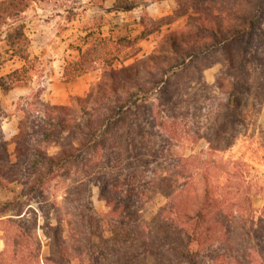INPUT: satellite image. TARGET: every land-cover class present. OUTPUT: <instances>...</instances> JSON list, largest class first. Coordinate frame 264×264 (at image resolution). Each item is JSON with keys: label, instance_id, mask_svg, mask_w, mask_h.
<instances>
[{"label": "trees", "instance_id": "1", "mask_svg": "<svg viewBox=\"0 0 264 264\" xmlns=\"http://www.w3.org/2000/svg\"><path fill=\"white\" fill-rule=\"evenodd\" d=\"M106 1L117 12L152 0L90 4L100 10ZM34 2L0 0V69L11 61L22 63L0 76L3 94L27 86L32 78L38 58L30 54L24 13ZM227 4L190 6L192 13L182 28L165 34L152 53L127 65L114 62L122 53L135 56L133 46L153 27L143 25L131 36L130 30L120 32L117 22L105 34L108 21L98 14L79 29L64 58L62 79L68 82L99 68L100 76L87 93L71 96L68 105L44 102L42 89L21 98L12 152L0 120V190L11 194L0 201L5 244L0 264H101L93 239L105 229L113 236L107 240L126 233L132 241L106 246L117 251L109 264H264V198L255 209L243 164L223 158L235 141L231 131L243 123V96L251 95L253 87L264 90V0ZM188 6L183 13H189ZM66 13L68 21L77 19L72 10ZM114 28L119 29L116 34ZM215 62L221 64L216 94L202 76ZM253 70L256 76L250 74ZM195 85L208 93L191 98ZM192 109L202 110L200 120L191 117ZM177 131L185 140L203 139L205 149L181 157L164 174L155 171L149 179L131 167L130 181L111 171L98 181L100 164H149L157 158L158 140L168 134L175 138ZM76 164H84L85 179L71 181L73 193L81 196L82 183L98 179L105 212L92 210L89 186L78 214L50 197L49 184L69 177L68 170ZM152 192L165 202L147 221L141 205ZM84 226L90 235L85 242L92 244L88 249L75 235ZM39 229L47 240V255L41 253Z\"/></svg>", "mask_w": 264, "mask_h": 264}, {"label": "rangeland", "instance_id": "2", "mask_svg": "<svg viewBox=\"0 0 264 264\" xmlns=\"http://www.w3.org/2000/svg\"><path fill=\"white\" fill-rule=\"evenodd\" d=\"M209 1L211 0H152L130 10L115 12L111 10V1L104 2L102 9L96 10L95 6L91 7L90 0H36L24 13L27 33L31 39L30 54L32 57L38 58L35 63V69L31 73L32 78L27 86L15 87L6 94H3L0 90V120L8 150L10 152L13 151L14 145L12 139L17 132L18 121L21 116L17 105L21 98L33 95L38 89H42L41 98L44 102L59 105L63 104V100L66 97L70 99L71 96L76 95L71 92H77L79 89L83 90L85 85L89 84L90 86L94 81L98 80L100 76L99 68H95L73 81L65 82L62 79V71L65 64L64 58L70 53L69 44L75 41L76 34H81L79 30L81 27L92 23V17L98 14L105 16L108 21L103 27L105 34L117 22L120 24L119 26H122L120 32H124L126 29L130 30L131 36L137 35L144 28L143 25L154 28L147 37L137 40L135 46H133L134 49H132L135 51V56H129L128 53H122L119 56L118 61H115L114 65L120 66L121 63L127 65L142 55L152 53L165 34L169 32L173 33L177 29L182 28L187 21L188 14L192 13L189 12L190 6L203 7L204 4L207 6L213 3L216 7H223L227 3L230 5L242 3V0H212V3ZM186 4L189 5L187 7V12L189 13L185 14L182 10ZM227 7H229L228 4ZM67 9L77 14L75 21L67 20ZM141 17L142 25L139 24ZM221 18L227 20L225 16ZM114 30V34H116L119 29L114 28ZM217 57L218 55L214 59L217 60ZM21 64V62L17 61L6 63L0 69V76L20 67ZM220 68L221 64L215 62L212 66L206 68L202 74L205 82L212 85L211 88L215 94L214 84L215 79L219 75ZM250 74L256 76L257 71L253 70ZM189 75L192 76V74ZM89 86L84 93L78 96H84ZM255 88H252L251 95L243 96L240 110L243 123L231 131L235 135V141L223 153V158L243 164L246 181L251 187L252 204L255 209H260L264 198V90H262V86L259 89ZM189 92L191 98L195 99L199 97V94L208 93L207 89L201 85H195ZM190 112L193 119L198 116L200 120L202 110L192 109ZM171 136L172 134H168L161 141L158 140L157 145L160 144V147L155 150L157 158H153L149 164H100L99 180L90 177L91 182L89 181L87 184L85 182L82 183L84 187L82 189L85 190L79 197L73 193L75 189L71 181L74 179L81 182V180L85 179V173L82 172L84 164L73 165L70 167V170L67 169L70 172L69 177L62 176L56 178V180H53L49 184L47 190L51 194L50 197L56 201L55 203L69 207V210H75V214H78L79 210H83L82 205L85 204L86 188L89 186V200L92 210L97 214L105 212V202L98 197L97 182H101L102 176L107 172L111 171L117 177L126 178L127 181H130L129 168L136 167L142 172L143 178L149 179L153 177L155 171L164 174L167 169L175 166V163L181 157L198 154V152L205 149L206 144L203 139L196 142H193L192 139L185 140L178 131L173 135L174 137L176 136L175 138ZM203 156L205 157V152ZM106 165L113 168L106 167ZM67 170L64 173H67ZM64 179L67 180L65 181ZM11 187L13 189L18 188L16 184H12ZM10 195L8 191L0 190V201L10 198ZM164 202L165 198L160 193H149L147 200L141 205L142 218L147 221L150 220L151 216ZM38 232L42 241L41 253L47 255L49 249L47 240L42 230L39 229ZM88 232L89 227L84 226L75 233L78 238L84 240L86 249L92 246L90 242H85L90 237ZM127 235L126 233H121L118 237L115 236V240H107L113 239V236L111 229H105L99 238L93 239L96 245L94 251L97 253L101 264H109L111 261L116 260L117 251L106 249V246L113 244V241L116 244L115 246L119 247L124 244L122 242H127V245L131 244V237L126 238ZM129 235L132 236L131 233ZM1 236L2 233L0 232V248L4 249L5 244ZM162 236H165V234H162ZM72 264L80 263L77 260H73Z\"/></svg>", "mask_w": 264, "mask_h": 264}, {"label": "crops", "instance_id": "3", "mask_svg": "<svg viewBox=\"0 0 264 264\" xmlns=\"http://www.w3.org/2000/svg\"><path fill=\"white\" fill-rule=\"evenodd\" d=\"M71 81H73V80H71ZM88 86H89V84L85 85V87H84L83 90L79 89L77 92L73 91V92H71V93L76 94V95H81L82 93H84V92L87 90ZM80 90H81V91H80ZM68 100H69V97H66V99L63 100V104H59V105H67ZM52 103H53V102H52ZM56 103H57V102H56ZM1 249H2V248H0V251H1Z\"/></svg>", "mask_w": 264, "mask_h": 264}]
</instances>
